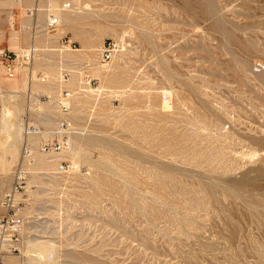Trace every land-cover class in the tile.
<instances>
[{
  "label": "rangeland",
  "instance_id": "rangeland-1",
  "mask_svg": "<svg viewBox=\"0 0 264 264\" xmlns=\"http://www.w3.org/2000/svg\"><path fill=\"white\" fill-rule=\"evenodd\" d=\"M59 1L63 25L40 33L25 68L29 93L0 101L40 132H0V218L32 152L16 197L21 254L5 264H30L46 245L50 264H264V0ZM65 2L75 10L60 12ZM22 13L29 49L38 19ZM64 91L77 131L68 152L46 154Z\"/></svg>",
  "mask_w": 264,
  "mask_h": 264
},
{
  "label": "built area",
  "instance_id": "built-area-1",
  "mask_svg": "<svg viewBox=\"0 0 264 264\" xmlns=\"http://www.w3.org/2000/svg\"><path fill=\"white\" fill-rule=\"evenodd\" d=\"M50 0H38V2H48ZM37 2V3H38ZM74 6L73 3L65 2L63 4L64 10H69ZM37 13V9L34 11H29L30 16H34ZM49 18L45 25V31L50 33L56 31L59 27L60 21L56 15H53L49 12ZM32 35H37L32 31ZM71 49L75 48L74 45H70ZM115 46L107 44L104 47L101 58L103 61H109L112 58V55L115 53ZM37 49L34 46H31L29 49L23 52H16L8 48H4L0 45V72H3L8 79H14L18 76V69H27L31 68L32 64L35 61L37 56ZM64 76H69L67 72L64 73ZM88 79V77H86ZM46 77L42 76V81H45ZM87 82V81H86ZM90 84V82L88 83ZM87 84V85H88ZM85 85V84H82ZM2 89L0 87V95L2 94ZM29 100L31 99L30 94L28 95ZM72 98L71 93L64 91L62 100L60 102V109L63 115L66 118H63L59 122V127L57 133L60 139L55 142H46L41 146V151L46 154H59L68 152L72 147L71 138L75 134V126L73 121L68 118L71 111L70 99ZM25 129L27 133H38L39 129L29 126V122L25 120ZM37 130V131H36ZM24 154L22 156L23 165L17 170L15 175V182L11 191L5 196L4 207L7 210L8 214L0 218V264H5L7 257L11 254H21L22 240L21 234L23 230V219L19 216L20 205L16 201V197L23 191L24 185L26 183L27 171L24 169L25 165H29L32 161V152L28 145H25Z\"/></svg>",
  "mask_w": 264,
  "mask_h": 264
},
{
  "label": "bare ground",
  "instance_id": "bare-ground-1",
  "mask_svg": "<svg viewBox=\"0 0 264 264\" xmlns=\"http://www.w3.org/2000/svg\"><path fill=\"white\" fill-rule=\"evenodd\" d=\"M23 1V0H22ZM54 0H50V1H48L47 2V4H46V7H40L39 6V2H38V0H37V4H35V6L33 7V8H30V9H27V11H26V13H27V15H29L28 14V12L29 11H34L35 9H37V15L38 14H40V13H42V14H44L45 15V20H46V22H47V20H48V18H49V12L51 13V14H53V12L54 11H52V10H54V9H52L51 10V4H52V2H53ZM61 1V0H60ZM60 1L58 2V3H60ZM81 2V0H75V2L74 3H77V4H79ZM57 3V2H56ZM64 4V3H63ZM63 4L61 5V8H60V12H70V11H72V9L75 7V6H72V8L71 9H69V10H64L63 9ZM55 5V4H54ZM59 6V5H58ZM84 6V5H83ZM89 6L87 5L86 6V8H88ZM53 8H54V6H53ZM90 8V7H89ZM88 8V9H89ZM77 9V8H76ZM73 10H75V9H73ZM57 11V10H56ZM79 11V10H78ZM70 14V13H69ZM68 14V15H69ZM73 14V13H72ZM75 14V13H74ZM53 15H56L55 13L53 14ZM58 15V14H57ZM56 15V16H57ZM78 15V14H77ZM30 16V15H29ZM60 16V15H59ZM59 16H57L58 18H59V21H60V24H59V27L57 28V29H59L60 27H61V25H63V24H61V20H60V17ZM73 16V15H72ZM31 17V16H30ZM43 17V16H42ZM13 18V17H12ZM72 18H75V17H72ZM42 19H44V17L42 18ZM13 20V19H12ZM70 21V20H69ZM74 21V20H73ZM38 22V21H37ZM72 22V21H71ZM75 23V22H74ZM36 24V23H35ZM38 24V23H37ZM39 25V24H38ZM46 25V24H45ZM45 25H44V28H43V30H40V25L39 26H33V31L35 32V33H37V35H33V37L34 38H36V37H38V36H40V33H47V34H50V32H48V31H45ZM14 26V25H13ZM27 28V27H26ZM28 29V28H27ZM57 29H56V31H57ZM32 34V33H31ZM47 36V35H46ZM39 38V37H38ZM33 39V38H32ZM31 39V40H32ZM37 40V39H36ZM36 40H34V42L36 41ZM33 41V40H32ZM37 42V41H36ZM35 42V43H36ZM32 44V43H31ZM32 46H34L33 44H32ZM37 46V45H36ZM36 46H34L36 49H37V51H40ZM31 47V46H30ZM25 50H27V49H25ZM25 50H22V51H18V52H23V51H25ZM80 51V50H79ZM125 51V50H124ZM78 52V51H77ZM115 57H116V55H115ZM119 61V60H118ZM117 61V62H118ZM117 62H115V64H117ZM119 64H120V62H119ZM116 66V65H115ZM122 66V65H121ZM117 67V66H116ZM113 68V67H112ZM30 69V68H29ZM60 69V68H59ZM108 69V68H107ZM115 69V68H114ZM32 70V69H31ZM18 71V70H17ZM100 71V70H99ZM104 71V70H103ZM107 71V70H106ZM116 71V70H115ZM30 73V77H29V83L31 84V82L33 81V77H32V72H29ZM105 72H103V74H104ZM110 73V72H109ZM116 73V72H115ZM102 74V75H103ZM114 74V73H113ZM111 75V74H110ZM29 76V75H28ZM61 76V75H60ZM105 77V76H104ZM113 77H114V75H113ZM109 78V77H108ZM112 78V77H111ZM110 78V79H111ZM15 82L16 81V78H14V79H12V80H8L7 82ZM27 82V81H26ZM1 83L2 82H0V87H1V89H2V94L0 95V101L3 103L4 102V98H5V96L6 95H8L9 94V96L11 97V95H17V93H18V90H16V89H14V90H11V91H8V90H4L3 88H2V85H1ZM31 86V85H30ZM60 86V85H59ZM29 87V86H28ZM27 87V88H28ZM56 87V86H55ZM30 89V88H29ZM61 89V88H60ZM28 90V89H27ZM6 91H8V92H6ZM166 92V91H165ZM28 93H29V90H28ZM167 96H169L168 95V91H167ZM165 94V95H166ZM170 94V93H169ZM14 97H16V96H14ZM12 98H13V96H12ZM9 100V99H8ZM34 103V102H33ZM42 105V104H41ZM30 109H28V111H29ZM13 113H14V115H15V112L14 111H12ZM19 113V112H18ZM17 114V113H16ZM52 114V113H51ZM25 115V114H24ZM19 118V117H18ZM19 120V119H18ZM25 121V120H24ZM49 122V121H48ZM0 124H1V131L0 132H2V133H4V134H6L8 137H9V133L10 132H14V131H16V132H18V134H20L21 135V133H24L25 135H23V136H26L27 138V140L28 141H30V140H33L34 139V137L33 136H36V135H40V132H38V133H27V131H24V129L20 126V124H17V123H15V120H14V122H12V114H11V112L9 111V110H3L1 113H0ZM24 124V123H23ZM24 126V125H23ZM10 128H13V129H11L10 130ZM26 130V129H25ZM75 131H77L76 129H75ZM15 132V133H16ZM47 132V131H46ZM54 133H56V132H54ZM76 133V132H75ZM79 133H80V131H79ZM49 134H50V132H49ZM82 134V133H81ZM1 136V135H0ZM19 136V135H18ZM10 138V137H9ZM8 138V139H9ZM12 138V137H11ZM18 139V138H17ZM20 139V138H19ZM25 139V140H26ZM7 140V139H6ZM23 141H24V139H23ZM8 142H6V144H7ZM23 143V142H22ZM28 144V143H27ZM17 145V144H16ZM10 146V145H9ZM12 146V145H11ZM9 148V147H8ZM8 148H6V149H8ZM80 148V147H79ZM12 149V148H11ZM74 150V149H73ZM72 151V150H71ZM74 151H77V150H74ZM76 153V152H75ZM80 157V156H79ZM47 246V245H46ZM44 247L43 249H42V252H40V253H37L35 256H32L31 258L29 257V262H30V264H50L49 262L51 261L52 262V260H51V253L53 252L52 251V249L48 246V247ZM31 247H33L32 245H31ZM53 248V247H52ZM29 250V249H28ZM37 252V251H36ZM36 252H33V253H36ZM52 264V263H51Z\"/></svg>",
  "mask_w": 264,
  "mask_h": 264
},
{
  "label": "crops",
  "instance_id": "crops-1",
  "mask_svg": "<svg viewBox=\"0 0 264 264\" xmlns=\"http://www.w3.org/2000/svg\"><path fill=\"white\" fill-rule=\"evenodd\" d=\"M26 1H25L26 3L31 4V0H29V1L26 0ZM22 3H23L22 0H10L8 3H6L7 8H0V45H2L3 42L7 38H9V43H10L9 49L16 51V52L25 50V49H23L22 39H23L24 43H25V41H27L26 38H22L20 36L21 32L17 31L15 28V14H14L15 9L19 7L24 13L27 11V9L25 10L23 8ZM34 4H37V0ZM38 4L40 7H46V5H44V4H41V3H38ZM24 13H22L23 16H24ZM42 16L44 17V21H45V15L40 13L37 15L38 22H35V23H39L40 21H43V19L41 18ZM24 17H25V21H26L25 23H27V24H28V22L31 23V20H30L31 17L29 15H27V13H26V16H24ZM35 23L33 20L31 32L33 31V26ZM26 27L27 26H22V28H23L22 31L27 32L28 30H30L29 27H27L28 29ZM38 37L40 38L41 36H38ZM38 37L34 38L33 35L31 34V39L33 38L32 39L33 41L31 40V43L34 46H36L37 42L39 41ZM34 40H36L37 42L35 41L36 42L35 43ZM32 44H31V46H32ZM25 70L26 69H18L17 74L19 77H16L15 82H12V81L7 82L8 80H12V79H8L3 72H0V82H2L1 85L4 86L5 82H7L8 85H7L6 90L9 91V90L16 89L19 91L20 89H24V87L27 83V87L29 86L27 89L30 90L29 88H31V86H30L31 84L28 82L29 77H30V73L28 74L29 76L27 77V82H26L25 79H26L27 74L25 73Z\"/></svg>",
  "mask_w": 264,
  "mask_h": 264
}]
</instances>
